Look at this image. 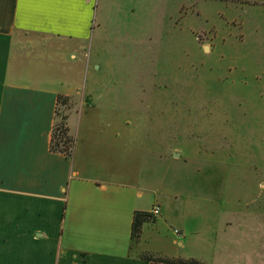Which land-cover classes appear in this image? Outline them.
Here are the masks:
<instances>
[{
	"label": "rangeland",
	"instance_id": "1",
	"mask_svg": "<svg viewBox=\"0 0 264 264\" xmlns=\"http://www.w3.org/2000/svg\"><path fill=\"white\" fill-rule=\"evenodd\" d=\"M108 1L104 41L87 49L103 86L93 92L140 106L148 202L164 204L147 245L264 264V0Z\"/></svg>",
	"mask_w": 264,
	"mask_h": 264
},
{
	"label": "crops",
	"instance_id": "2",
	"mask_svg": "<svg viewBox=\"0 0 264 264\" xmlns=\"http://www.w3.org/2000/svg\"><path fill=\"white\" fill-rule=\"evenodd\" d=\"M109 8L0 0V264H150L145 231L164 204L134 242L135 210L156 204L141 171L140 106L93 92L103 86L87 49L104 41ZM60 94L75 102L72 155L50 147Z\"/></svg>",
	"mask_w": 264,
	"mask_h": 264
},
{
	"label": "trees",
	"instance_id": "3",
	"mask_svg": "<svg viewBox=\"0 0 264 264\" xmlns=\"http://www.w3.org/2000/svg\"><path fill=\"white\" fill-rule=\"evenodd\" d=\"M69 95L60 94L58 96V106L56 108V118L52 131L51 149L60 151L68 155H72L75 145V137L70 132L68 117L70 112L60 111V104L69 103ZM156 215L151 211L137 209L134 212L132 221V240L137 241L142 233L145 222L154 221ZM142 256L147 259L150 264H205L202 260L190 256H166L157 254L153 251H145Z\"/></svg>",
	"mask_w": 264,
	"mask_h": 264
},
{
	"label": "built area",
	"instance_id": "4",
	"mask_svg": "<svg viewBox=\"0 0 264 264\" xmlns=\"http://www.w3.org/2000/svg\"><path fill=\"white\" fill-rule=\"evenodd\" d=\"M151 212H152L154 215H156V216H157L158 214H160V212H161V206H160V204H159V203L154 204L153 207L151 208ZM175 230H176L177 233L180 232L179 229H175Z\"/></svg>",
	"mask_w": 264,
	"mask_h": 264
},
{
	"label": "water",
	"instance_id": "5",
	"mask_svg": "<svg viewBox=\"0 0 264 264\" xmlns=\"http://www.w3.org/2000/svg\"><path fill=\"white\" fill-rule=\"evenodd\" d=\"M176 155H179V153H176Z\"/></svg>",
	"mask_w": 264,
	"mask_h": 264
}]
</instances>
